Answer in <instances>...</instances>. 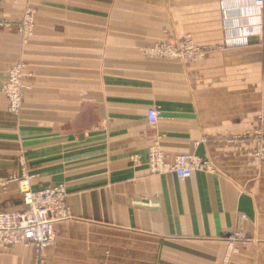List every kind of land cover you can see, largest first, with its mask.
I'll use <instances>...</instances> for the list:
<instances>
[{"label":"crops","instance_id":"crops-1","mask_svg":"<svg viewBox=\"0 0 264 264\" xmlns=\"http://www.w3.org/2000/svg\"><path fill=\"white\" fill-rule=\"evenodd\" d=\"M25 0H0L17 21ZM26 43L0 31V176L32 190L63 183L70 218L54 243L0 246V264H264V6L245 0H31ZM240 12L248 43L226 46L223 15ZM234 10V12L236 11ZM189 35L195 59L144 49ZM25 64L22 105L2 87ZM156 108L154 126L147 110ZM167 161L208 162L181 179L154 173V143ZM264 145V143H263ZM16 180L0 187V212L25 208ZM242 216H244L242 218ZM244 242L228 251L225 235Z\"/></svg>","mask_w":264,"mask_h":264},{"label":"built area","instance_id":"built-area-1","mask_svg":"<svg viewBox=\"0 0 264 264\" xmlns=\"http://www.w3.org/2000/svg\"><path fill=\"white\" fill-rule=\"evenodd\" d=\"M245 1L258 8L264 6V0ZM234 10L236 9L233 7L226 9L223 15L222 25L226 46L248 43V34L240 20V12L238 10L234 12ZM0 26L8 27V24L1 21ZM162 51V55L169 58L191 60L200 55L203 48L197 47L185 39L181 44H170ZM17 74V70L11 71L5 85L8 109L13 113L19 112L20 109V88ZM158 119L159 111L156 108L147 110V120L150 126H154ZM255 137L257 139L253 155L264 162V141L259 135ZM203 165L204 163L188 153L178 154L171 162L167 161L157 142H154L148 150V166L154 173L173 172L178 178L185 179L191 176L195 168H202ZM6 184L7 181L0 177V187H4ZM18 190L22 194L26 206L22 210L0 213V246L10 247L21 244L32 246L35 252L39 253L53 243L54 224L70 218L66 207L67 190L64 184L58 183L35 191L30 188L26 177L18 182ZM224 239L232 243L240 239V234L230 232L225 235Z\"/></svg>","mask_w":264,"mask_h":264},{"label":"rangeland","instance_id":"rangeland-1","mask_svg":"<svg viewBox=\"0 0 264 264\" xmlns=\"http://www.w3.org/2000/svg\"><path fill=\"white\" fill-rule=\"evenodd\" d=\"M25 2H26V4H25V7H24V10L21 13V17H20L19 20L13 21V20H11L9 18L0 17V22L3 21L4 23H7L8 24V27L0 26V31L1 30H4V31H8V32H11V31L17 32L21 36V41L23 43H26L27 40H28V38L32 34L33 26H34V16L36 14V9L31 4V0H25ZM222 28H223V25H222ZM185 39H188L193 45H195V46L198 47V45L195 44V42L193 41V39H192L191 36L185 35V36H182V37H168L165 40H161L159 42H156L152 46H149V47L145 48L144 49V53L146 55H149V56L151 55V56H158V57L169 58L166 55H162L163 54V51L162 50H164L165 47L166 46H169L170 44H181L182 41L185 40ZM160 50H161V53H159ZM176 59H178V58H176ZM193 59H195V58H193ZM182 61H188V60H182ZM16 70L18 71V74H17V77L18 78L17 79L19 81V88H20V109H19V112L21 110V105H22L23 76H24V71H25V64L22 61H17V62L14 63V65L11 68H9L8 73H7V79H6V81H5V83H4L3 87H2V92H3L4 97H5V101H6V105H7V110L9 112H10V110L8 109V100H7V97L5 95V85L8 82L9 74L11 73V71H16ZM19 112H17V113L11 112V113H13L15 115H18ZM256 135L257 136L259 135L261 137L260 132H257ZM256 135H254L255 140L257 139L255 137ZM261 162H263V161H261ZM202 163H204V165H203L202 168H199V169H203V170H206V171L213 170L212 165L209 164L208 162H205L204 161ZM0 177L4 181H7V182L12 181V180H16L17 184H18V182L21 179H24L25 178V177L17 178L16 176H8V177H2V176H0ZM66 207L68 209L67 204H66ZM0 213H2V212H0ZM68 213H69V210H68ZM69 217H70V214H69ZM64 220H67V219H64ZM233 232H238L240 234V239L237 240V242H240V241L241 242H244L242 233L240 231H233ZM53 234H54V230H53ZM54 239H55V236H54ZM235 242L236 241H234L232 243H229L227 241L228 251L233 250V244ZM53 243H54V240H53ZM53 243L50 246L46 247L44 250H46L47 248L51 247L53 245ZM44 250H42V251H44ZM42 251H40L37 254H40ZM39 264H41V262ZM219 264H227V258L224 259L223 261H221Z\"/></svg>","mask_w":264,"mask_h":264}]
</instances>
